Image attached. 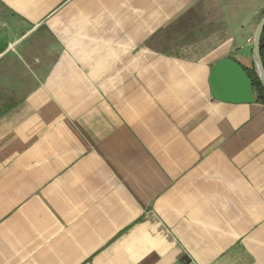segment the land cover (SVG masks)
Here are the masks:
<instances>
[{
  "label": "crops",
  "instance_id": "obj_1",
  "mask_svg": "<svg viewBox=\"0 0 264 264\" xmlns=\"http://www.w3.org/2000/svg\"><path fill=\"white\" fill-rule=\"evenodd\" d=\"M241 2L0 0V264H264Z\"/></svg>",
  "mask_w": 264,
  "mask_h": 264
},
{
  "label": "water",
  "instance_id": "obj_2",
  "mask_svg": "<svg viewBox=\"0 0 264 264\" xmlns=\"http://www.w3.org/2000/svg\"><path fill=\"white\" fill-rule=\"evenodd\" d=\"M263 29L264 15L256 25L251 45L252 63L263 87L264 97V68L259 52L260 36ZM208 81L213 97L219 101L233 104L254 101L250 78L242 65L229 57H224L212 65Z\"/></svg>",
  "mask_w": 264,
  "mask_h": 264
},
{
  "label": "rangeland",
  "instance_id": "obj_3",
  "mask_svg": "<svg viewBox=\"0 0 264 264\" xmlns=\"http://www.w3.org/2000/svg\"><path fill=\"white\" fill-rule=\"evenodd\" d=\"M225 1L228 7V11H229V8L232 6V4L230 3L232 0H225ZM241 1H242L241 11H237V16H236L237 23H235L238 25L241 21V24H242V26H240V31H239V35L241 37L239 39L237 36V40H238L237 42H239L238 46H240V49H239L240 51H251L252 39H253V34L255 31L256 25L258 21L261 19V17L264 15V0H241ZM256 9H257V13L253 14L254 18L256 17V19H254L253 21V26L251 29L252 31L250 32L249 40H247V43L249 44V46L246 48V42H245L246 41L245 37L247 34L246 30H248V28L250 27V24L248 23L249 21L246 20L247 14L250 15L251 12L254 13ZM212 29H215V28H212ZM228 29H229V26H228ZM233 32L235 33V30Z\"/></svg>",
  "mask_w": 264,
  "mask_h": 264
},
{
  "label": "trees",
  "instance_id": "obj_4",
  "mask_svg": "<svg viewBox=\"0 0 264 264\" xmlns=\"http://www.w3.org/2000/svg\"><path fill=\"white\" fill-rule=\"evenodd\" d=\"M259 52H260L262 65L264 68V29L262 30V33L260 36ZM242 67L244 68L246 74L248 75V77L250 78L252 82L254 101L264 104L263 87L255 72L253 63H251L249 66H242Z\"/></svg>",
  "mask_w": 264,
  "mask_h": 264
}]
</instances>
